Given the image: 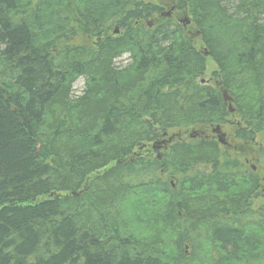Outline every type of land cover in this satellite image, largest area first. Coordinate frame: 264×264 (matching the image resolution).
Listing matches in <instances>:
<instances>
[{
    "label": "trees",
    "instance_id": "16d2710c",
    "mask_svg": "<svg viewBox=\"0 0 264 264\" xmlns=\"http://www.w3.org/2000/svg\"><path fill=\"white\" fill-rule=\"evenodd\" d=\"M178 1L0 0V264H264V0Z\"/></svg>",
    "mask_w": 264,
    "mask_h": 264
},
{
    "label": "rangeland",
    "instance_id": "374dc122",
    "mask_svg": "<svg viewBox=\"0 0 264 264\" xmlns=\"http://www.w3.org/2000/svg\"><path fill=\"white\" fill-rule=\"evenodd\" d=\"M145 2H151V3H158L161 4L163 6H166L168 3L171 2V0H145ZM167 3V4H166ZM185 12V11H184ZM183 11L182 12H175L172 16L171 19H174L176 21H180L182 18H186L187 16H185V13ZM166 18V16L164 17ZM188 29L194 31L191 27H189ZM198 46H199V42H198ZM127 56H123L122 57V63H127ZM220 69L218 67V65L211 59H208L207 62V70L205 75L200 79V81L203 80H212L214 82V79H218L217 77H220ZM214 74L217 75L214 76ZM215 79V80H216ZM212 82V83H213ZM85 87V82L83 78H80L77 80V82L74 84V91L75 94L80 95ZM238 121V120H237ZM236 122V121H235ZM195 130H192L190 133H188L189 135ZM224 131L227 133L228 138H229V142H230V146L227 144L226 146H223L224 148H226V150H229L230 153L232 154V156H236L239 157L240 160L243 161L244 164H246L247 166L251 167V168H256L257 164H256V146L255 143H243L239 140H235V138L233 137V132L234 129L230 128V127H226L224 126ZM176 132H170L169 136H173ZM179 136L176 137V139H182V140H187L188 136H186L187 134H182V133H177ZM255 142L259 143V144H263L264 143V133L260 134L259 137H257V139L255 140ZM261 197L257 200L254 201V207L256 208H264V189L261 190Z\"/></svg>",
    "mask_w": 264,
    "mask_h": 264
},
{
    "label": "flooded vegetation",
    "instance_id": "af4514ba",
    "mask_svg": "<svg viewBox=\"0 0 264 264\" xmlns=\"http://www.w3.org/2000/svg\"><path fill=\"white\" fill-rule=\"evenodd\" d=\"M146 5H152L155 9V12H161V16L165 17L167 16L168 18H172L173 14L175 12H184V10L180 9L181 8V3L178 1V0H171L170 3H166L167 5L166 6H163L161 4H158V3H151V2H144ZM143 2H132V4H129L131 6L129 7H137L140 11H142L143 9V5H144ZM135 9V8H134ZM135 11V10H133ZM116 12V11H115ZM120 12H124V10L120 11ZM169 12H171L169 14ZM190 20L189 19H186V18H182L179 23L182 24L183 28L184 29H187V32L191 35V36H198L196 33H194V31L188 29L189 27H191V22H189ZM110 33L114 36H119L121 33H122V28L119 26V25H115L111 30H110ZM101 40L100 37H96L95 38V42ZM219 77V76H218ZM213 81L212 80H201V83L203 84H206V85H217L218 84V81L214 79V82L212 83ZM227 93L228 96L232 97L230 95V93L227 91V90H224L223 88H221V92H222V96L224 94V92ZM224 97V96H223ZM224 99V98H223ZM233 101V99H232ZM229 102V104L232 103ZM226 144H229V143H226ZM226 144H224L226 146ZM168 145H164L163 148H167ZM251 168V167H250Z\"/></svg>",
    "mask_w": 264,
    "mask_h": 264
},
{
    "label": "water",
    "instance_id": "95a60500",
    "mask_svg": "<svg viewBox=\"0 0 264 264\" xmlns=\"http://www.w3.org/2000/svg\"><path fill=\"white\" fill-rule=\"evenodd\" d=\"M170 13H171V12H169V14H170ZM153 24H154V21H153V20H150V21L148 22V25H149L150 27H152ZM223 92H224V91H223ZM223 96H224V100H225V101H230V102L232 101V98H231L230 96H228L226 92H224ZM229 108H230V112H234V111H235V110L233 109V107H232L231 104H230ZM213 132L218 136V140H219L220 143H222V144H225V143H226V133H224V132L222 131V128L220 127V125H218V126H216L215 128H213ZM196 135H198L196 131H193V132L190 134V136L193 137V138L196 137ZM164 136H168V134L165 133ZM174 138H175V136L173 135V136L168 137L167 139H163V140H161V141L155 142L154 145H153V149H161L163 145H166L167 143L172 142V140H173ZM253 169H255V168H253Z\"/></svg>",
    "mask_w": 264,
    "mask_h": 264
},
{
    "label": "bare ground",
    "instance_id": "6f19581e",
    "mask_svg": "<svg viewBox=\"0 0 264 264\" xmlns=\"http://www.w3.org/2000/svg\"><path fill=\"white\" fill-rule=\"evenodd\" d=\"M212 135V134H211ZM163 136H164V134L162 135V137L160 138L161 140L163 139ZM193 138V137H192ZM190 179V178H189Z\"/></svg>",
    "mask_w": 264,
    "mask_h": 264
}]
</instances>
